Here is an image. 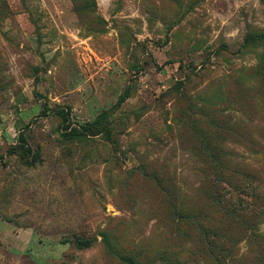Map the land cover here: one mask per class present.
Returning a JSON list of instances; mask_svg holds the SVG:
<instances>
[{
  "label": "rangeland",
  "instance_id": "1",
  "mask_svg": "<svg viewBox=\"0 0 264 264\" xmlns=\"http://www.w3.org/2000/svg\"><path fill=\"white\" fill-rule=\"evenodd\" d=\"M0 264H264V0H0Z\"/></svg>",
  "mask_w": 264,
  "mask_h": 264
},
{
  "label": "trees",
  "instance_id": "2",
  "mask_svg": "<svg viewBox=\"0 0 264 264\" xmlns=\"http://www.w3.org/2000/svg\"><path fill=\"white\" fill-rule=\"evenodd\" d=\"M124 101H125V98L124 97H120L117 105H120ZM79 135H81L80 132H75L74 134H71L70 138H75V137H77ZM35 157H38V156H35ZM222 181H223V183H226L227 185H230V181L231 180L230 179L229 180L228 179L227 180L226 179H224V180L218 179L212 185L213 186V190H214L215 194L218 196L219 201H220L221 204L224 203V201L222 199L221 194H218V193L223 190L222 186L220 185V182H222Z\"/></svg>",
  "mask_w": 264,
  "mask_h": 264
}]
</instances>
